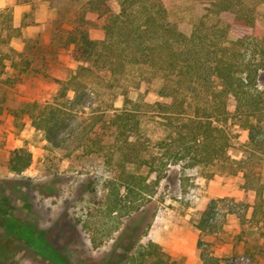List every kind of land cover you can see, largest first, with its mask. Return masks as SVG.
<instances>
[{"label": "rangeland", "instance_id": "374dc122", "mask_svg": "<svg viewBox=\"0 0 264 264\" xmlns=\"http://www.w3.org/2000/svg\"><path fill=\"white\" fill-rule=\"evenodd\" d=\"M14 1L18 7L11 4ZM85 1L5 0L7 7L0 9V264H126L128 256L149 239L180 264H203L202 251L219 256L220 264H264V222L254 219L246 206L250 196L242 173L194 168L184 160L167 166L140 211L124 216L100 246L92 244L82 219L94 204H102L105 182L116 172L106 159L113 150L108 120L111 104L122 107L125 96L121 86L112 87L95 71L84 77L86 85L77 100L72 91L66 97L59 94V80L70 77L80 64L67 37ZM164 1L170 18L186 34L206 12L199 0ZM257 2L264 24V0ZM221 17L230 22L234 15L224 12ZM100 29L101 21L93 27V35ZM259 81L264 88V72ZM154 89L155 85L142 84L131 89L130 98L162 99ZM52 101L66 111L67 126L60 131L59 145L33 126L30 115ZM132 105L128 103L129 108ZM95 115L106 120L96 124L101 153L76 142L77 131ZM148 123L153 142L166 135L159 125L154 128L152 119ZM235 133L229 153L240 158L247 130L235 126ZM17 148L32 154L22 173L9 169ZM139 171L147 174L149 167L143 165ZM149 174V179L155 178L154 172ZM209 205L217 228L201 231L197 224Z\"/></svg>", "mask_w": 264, "mask_h": 264}, {"label": "trees", "instance_id": "16d2710c", "mask_svg": "<svg viewBox=\"0 0 264 264\" xmlns=\"http://www.w3.org/2000/svg\"><path fill=\"white\" fill-rule=\"evenodd\" d=\"M199 1L206 12L191 34L170 18L164 0H86L69 32L67 42L74 44L80 64L70 77L59 80L60 96L72 91L77 100L86 85L84 77L94 71L112 87L121 86L125 96L122 107L111 104L108 120L113 150L106 159L116 172L105 182L107 196L102 204H94L82 219L95 247L111 236L124 216L140 211L150 200L170 163L183 160L194 168L241 172L250 196L246 206L254 219L264 222V88L259 81L264 72V24L258 2ZM224 12L232 13L233 20L226 22L221 17ZM99 21L100 33L93 35ZM142 84L155 85L162 99L130 98L131 89ZM65 113L61 103L52 101L30 115L33 126L59 145L60 131L67 126ZM102 117L95 115L77 131V146L101 153L96 124L105 123ZM146 117L155 122V129L159 125L167 132L156 142ZM235 126L247 130L248 136L240 158L229 153L237 136ZM31 162V152L17 148L8 164L13 172L22 173ZM143 165L149 167L147 174L139 171ZM151 172L154 179H149ZM211 209L209 205L197 224L201 231L217 228L211 222ZM201 258L203 264L221 261L205 251ZM126 264L180 263L149 239L128 256Z\"/></svg>", "mask_w": 264, "mask_h": 264}, {"label": "crops", "instance_id": "0c3cea01", "mask_svg": "<svg viewBox=\"0 0 264 264\" xmlns=\"http://www.w3.org/2000/svg\"><path fill=\"white\" fill-rule=\"evenodd\" d=\"M5 4V6H3ZM12 5H16L17 7H18V5L16 4V2L14 1L13 3H11ZM7 6H6V2H5V0H0V9H2V8H6ZM20 7V6H19ZM18 17L20 18L21 17V14H19L18 15Z\"/></svg>", "mask_w": 264, "mask_h": 264}]
</instances>
